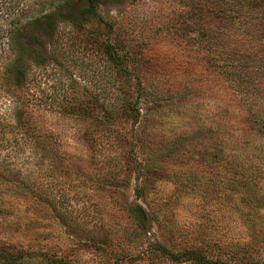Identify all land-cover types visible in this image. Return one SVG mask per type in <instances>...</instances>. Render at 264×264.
<instances>
[{
	"label": "rangeland",
	"instance_id": "374dc122",
	"mask_svg": "<svg viewBox=\"0 0 264 264\" xmlns=\"http://www.w3.org/2000/svg\"><path fill=\"white\" fill-rule=\"evenodd\" d=\"M183 2L103 0L107 22L79 23L47 0L49 16H22V37L33 36L26 82L9 90L0 74L1 241L71 264H200L170 259L156 243L196 248L206 264L264 261V136L244 135L240 103L205 49L183 46ZM110 37L147 88L136 116L119 109L140 88L132 76L116 82L100 47ZM9 40L0 35L5 48ZM18 111L41 138L13 127ZM138 204L151 217L144 227Z\"/></svg>",
	"mask_w": 264,
	"mask_h": 264
},
{
	"label": "trees",
	"instance_id": "16d2710c",
	"mask_svg": "<svg viewBox=\"0 0 264 264\" xmlns=\"http://www.w3.org/2000/svg\"><path fill=\"white\" fill-rule=\"evenodd\" d=\"M56 1L59 7L65 9V17L73 22L80 23L83 18L87 19L90 16H96L99 20L107 22L98 10V5L103 0H79L75 3L73 0ZM46 2L47 0H34L31 4V0H0V23H10L8 26L0 25V35L6 33L10 38L8 48L0 45V74L8 80L9 90L24 85L28 76L26 70L28 60L33 58L32 41H29L30 36V40L33 36L29 35L28 39L24 40L22 27L17 23H21L24 14H31L28 17L32 19V22L49 16L48 13L43 14L48 9ZM183 3L185 5L178 13L180 23H182L183 46L192 50L191 47L196 43L205 49L207 59L204 60L217 68V75L224 79L227 87L226 93L234 95L240 103L243 112L240 122L246 133L244 135L250 137L249 139L264 136V0H184ZM36 4L40 9H34ZM104 24L112 33L115 25L113 23ZM50 33L52 34L53 31ZM100 47L116 66V82L120 83L121 79H127L130 76L136 79L140 88L138 95L134 100L124 98L119 108L128 110L136 116L139 112L138 103L147 93L142 75L130 69L129 53L115 37L102 42ZM9 51L16 54L13 58L6 60ZM26 55L28 58L25 57ZM119 83L117 88L125 91ZM185 85L188 87L187 84ZM99 104L102 106V102ZM102 109L107 110L105 112L108 118L110 116L115 119L119 114L118 110L114 112L103 106ZM16 115L14 128L16 126L27 127L26 133L33 135L35 139L41 138L38 129L30 123V117H24L21 111H18ZM14 182L18 184V188H25L22 183ZM141 190V186L135 187L138 195H141ZM0 213H4L1 206ZM133 213L142 222L143 227L151 220L149 213L141 204L133 208ZM156 248L161 250L163 255L175 261L193 260L200 264L210 262L206 255L196 248L174 251L157 243ZM31 263L71 264L67 259L50 250H36L30 246L23 247L0 240V264ZM214 264H264V261L250 262L238 257L231 262L218 260Z\"/></svg>",
	"mask_w": 264,
	"mask_h": 264
}]
</instances>
